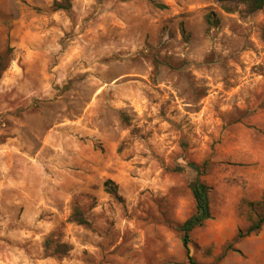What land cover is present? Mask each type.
<instances>
[{"label":"rangeland","instance_id":"obj_1","mask_svg":"<svg viewBox=\"0 0 264 264\" xmlns=\"http://www.w3.org/2000/svg\"><path fill=\"white\" fill-rule=\"evenodd\" d=\"M59 1L0 0V264H189L195 179L196 264H264V7Z\"/></svg>","mask_w":264,"mask_h":264},{"label":"trees","instance_id":"obj_2","mask_svg":"<svg viewBox=\"0 0 264 264\" xmlns=\"http://www.w3.org/2000/svg\"><path fill=\"white\" fill-rule=\"evenodd\" d=\"M219 7L228 13H238L241 16L250 15L264 7V0H214ZM56 3L57 9H66L69 7V0H61ZM206 21L209 25L219 24V19L215 16L213 12L208 13L206 16ZM264 37V29L262 33ZM192 167L196 168L195 165ZM108 183V182H105ZM193 198L195 200V211L188 218H186L180 225L179 229L182 231V245L186 252V259L189 264H196L193 255L191 253V231L203 224V222L211 218V210L208 198V187L195 179L189 184ZM79 214L78 210L75 214ZM81 216L79 220H81ZM83 221V220H81ZM264 222V216L261 217L256 223H253L246 229L245 235H248L260 228L261 224ZM244 234L238 232L237 237H242Z\"/></svg>","mask_w":264,"mask_h":264}]
</instances>
